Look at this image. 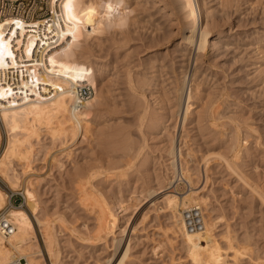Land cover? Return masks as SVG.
<instances>
[{
    "label": "rangeland",
    "instance_id": "374dc122",
    "mask_svg": "<svg viewBox=\"0 0 264 264\" xmlns=\"http://www.w3.org/2000/svg\"><path fill=\"white\" fill-rule=\"evenodd\" d=\"M49 1L25 0V8L36 7L40 13L50 6ZM71 1L73 2L68 0L65 3L63 0L64 4L68 3L67 6L63 4L65 10L72 7L69 13L65 11L64 15H73L74 18L83 12L84 19L80 20L79 24L83 26L82 29L85 28L86 33L83 32L80 41H75L77 44L74 41V45L64 42L55 46V49L52 48L55 53L51 54L53 53L56 60L55 68L68 65L69 73L63 74V77L83 73L82 80L79 81L81 86L77 90L83 93L86 105L93 110L90 133L85 137L79 135L71 142V138H67L64 141L70 145L62 146L64 141L57 140L58 138L53 140L42 128L38 139L33 137L31 140L33 146L29 172L26 171L28 166H24L23 162L13 157L15 160H10L9 166L12 165L13 169L10 171L9 167L8 174L15 172L19 176L21 186L13 188L0 174V186L7 194L6 203L0 212H8L9 208L15 206L28 209L23 193L24 186L27 185V179L33 182L37 180L33 189L39 208L42 207L39 209V215L41 218L50 217L58 234L54 248L59 259H56L55 264H194L187 254L184 242L179 236H172L171 231H168L173 221L169 210L162 208L166 194L157 193L166 182L165 176L172 174V177H175L170 171L171 156L168 153L175 143L182 149V160L188 161L185 164L191 169L194 184L199 190L202 188L201 194L209 197L208 208L214 210L212 215L215 213L213 216L218 218L214 234L223 253L228 255L226 259L229 261L227 260L226 264H253L256 261L264 264V0H198L202 10L204 9V23L209 24L207 26L210 30L211 46H208L205 53L198 52L199 56L192 50V56L186 64H182L181 59L184 49L181 37L187 25L182 12L176 8L177 0ZM40 4H43L42 9L39 8ZM33 18L39 16L34 15ZM87 28L90 29L86 30ZM65 50L71 52L67 53ZM64 53L67 54L65 58L60 56ZM196 55L197 58L194 59ZM70 61L74 63L70 64ZM22 63L25 65L26 62ZM51 67L55 69L53 64ZM25 69L27 75L22 81L19 79L20 82H35L37 72L28 68V65ZM86 73H90L91 77H86ZM129 73L135 84L129 80ZM184 74L187 76L185 89L195 92H192L191 102L189 101L192 108L188 110V121L186 119L183 123L182 107L179 108L175 86ZM134 85H139L140 88ZM195 87H199V92ZM87 88L93 93L91 97L86 96ZM3 90L15 92L9 88ZM12 94L11 96L15 95ZM98 100L103 102L99 104ZM143 112L145 117L142 118ZM6 128L0 120V156L9 137ZM142 143L145 146H142ZM58 145L66 149L63 150ZM238 150L241 157L238 156L240 159L237 160L234 156ZM138 152L140 156L137 155ZM219 154H224L226 159L232 161L233 170L225 164L223 155ZM52 156L54 160H51ZM120 157H123V160ZM126 157L127 161L131 160L130 165L126 163ZM205 157H211V160L208 158V171H204ZM219 157H223L222 160ZM235 160L239 162L236 165ZM127 164L128 169L125 167ZM129 167L132 168L129 170ZM97 168L99 172H96L93 177L95 179L92 178L91 183H88L89 187L87 183L81 187L84 186L85 190L92 187L93 190L95 186L96 193L93 190L92 197L102 196V199L105 198L104 200L119 210L120 215L114 233L104 237L107 242L102 239L99 243L97 241H101L100 239L93 238L97 228L96 208L90 204L86 208L83 207L87 200H84V189L78 183L80 176H85L86 172L94 169L98 171ZM124 169H127V172ZM234 169L243 176L245 182ZM177 181L178 191L189 190L188 183ZM174 188L175 185H171V188L167 189ZM149 189L157 191L148 196L146 201L144 198L140 199L143 196L138 197L140 191L148 192ZM90 191L91 188L87 192ZM81 199L83 205L80 203ZM91 207L94 210H91ZM159 209L161 211H158ZM203 210L207 212L205 207ZM35 227L42 251L40 264H52L41 236V227L37 224ZM119 231L122 234H119ZM164 231L167 233L164 234ZM228 231L232 233L233 242L242 246L240 250L243 255L241 253L238 256L240 259L237 263L232 260L233 250L228 248L224 239ZM117 238L122 240L120 247L116 245H119L115 240ZM127 246L128 252L121 262L119 260ZM108 259L111 261L106 262Z\"/></svg>",
    "mask_w": 264,
    "mask_h": 264
},
{
    "label": "bare ground",
    "instance_id": "6f19581e",
    "mask_svg": "<svg viewBox=\"0 0 264 264\" xmlns=\"http://www.w3.org/2000/svg\"><path fill=\"white\" fill-rule=\"evenodd\" d=\"M67 1L65 0V3ZM49 2H50V7L51 8H53L54 6H55V8H57L59 6V9H60V11L57 13L58 16L56 17L55 14H53L51 19L49 20V22L45 21V19H42V18H33V19H31V18H24V17L18 16V15H7V16H5V17L0 19V67L9 66L8 65L9 62L4 59V55H11V56L13 55L12 47L10 48V45L12 44V41L9 40L11 33L7 32L6 34L3 35V32L5 30V26L7 24H9L10 25L9 27H10V29H12V32L16 31V33H17L16 34V36H17V40L16 41L19 43L21 52H22V54L24 56L25 60L23 62H26L25 66L28 65V68L30 67V68L34 69L35 72H37L36 74H38L37 79L36 80L33 79L35 82H32L33 81L32 80L31 81L32 83H30V82L29 83H24V82H20V80L18 79L17 83H15L14 86L11 85L9 80L0 78V120H1V122H3L7 126L6 129H8V131H9V137H8L7 144H6L5 148L3 149L2 154L0 156V174L2 176H4L5 179L8 180L9 184L11 186H13V188H14V186L20 185V179H19V176L15 172H13L14 174H12V172H10L11 173L10 175L8 174L9 167H10V171H11V169H13L12 165L9 166L10 165V160L13 159V158H16L17 160L23 162L24 166H28V168L26 167L28 170H26V169H24V170L29 172V168L31 167L30 166V164H31L30 160L32 158V157H30L31 156L30 153L32 152L31 149H32V146H33L31 140H33V137H35V139L37 137V139H38L42 128L52 137L53 140L58 138L57 140L64 141L67 138L68 139L71 138V140H69L70 142L72 140L76 139L79 135H84V137H85V136H87L88 133H90L89 130H90V123H91V117H92V114H93L92 113L93 110H92V108L90 109L86 105V102H85V100H84V98L82 96L83 93L79 92L77 90L81 86L79 81L82 80L81 78H82V74L83 73L82 72H78L77 73L78 76H75V75L72 76L73 74L72 75L69 74L68 77H63V74L66 73V75H67L69 73L68 72V68L69 67H68V65H66V66L63 65V66H60L58 68L57 67L55 68L56 60H55V58H53V55H52L53 53H55V51L53 52V50H52V48L55 49V46H59V45H61L64 42H68V43L71 42V44H73L72 43L73 41L75 43V41H80L81 40V37H83L82 36L83 32L85 31L84 30L85 28L82 29L81 27H83V26H81L79 24V21L84 19L83 18V12H80L74 18L72 17L73 15L69 14L71 16V17H69V16L64 15V14L66 13L65 11H67V14H68L69 13L68 12L69 9H72V7H70V8L68 7V9L66 7L67 10H65L64 9V7H65L64 5H66V4L63 3V0H50ZM73 2H74V0H73ZM80 2H82V1H80ZM199 3H200V1H198V0H177V7L176 8H178V11L180 13L182 12L181 14L183 16V20H185V23L187 25V27L183 30L182 37H181V39H182L181 41L183 42V45H184L183 53H182V56H181V59L183 60L182 64H186L188 62V60L192 56L191 55L192 54V50H194L197 53V55L199 56L200 53H202V52L205 53L207 48H208V46L210 45L209 44V41H210V30L208 28L209 26H207L209 24H207V23L205 24L204 23V18H203V16H204L203 10L204 9L202 10V8H201ZM67 5H68V3H67ZM69 6H70V3H69ZM80 11H81V9H80ZM77 12H79V11H77ZM206 12L207 11H205V13ZM93 13H95V11ZM207 13H210V12H207ZM205 15H207V14H205ZM84 16H85V13H84ZM100 21H99V23H100ZM97 22H98V19H97ZM96 25H98V23ZM105 28H107V27H105ZM88 29H90V28H87L86 30H88ZM85 33L86 32H84V34ZM152 37H153V41H155L154 40V36H152ZM156 39L158 40V38H156ZM151 42H152V40H151ZM81 43H82V41H81ZM75 44H77V43H75ZM113 44H116V43H113ZM89 45H90V43H89ZM79 46H82V45H79ZM90 47H91V45H90ZM57 50H56V52H58ZM71 50H73V49H71ZM81 50H83V49H81ZM51 52H53V53L51 54ZM198 52H200V53L198 54ZM73 53H74V51H73ZM74 54H76V53H74ZM61 55H63L64 58L67 57L66 53L60 54V56ZM197 55L194 57V59L197 58ZM74 56H76V55H74ZM70 58H71V56H70ZM78 58H80L79 55H78ZM69 60H71V59H69ZM72 62L70 61V64ZM14 64H16V62H14V60L12 59V65H14ZM20 64L23 65L22 62ZM52 64H53V68H55L54 70L51 67ZM12 65H10V66H12ZM195 66H196V64H195ZM195 69H196V67H195ZM77 71H79V69L76 70V72ZM73 72H75V71H72V73ZM90 73H92V72H90ZM90 73L89 74L86 73L87 76L86 75L85 76L86 77H88V76L91 77ZM128 77H131L130 73H129ZM186 77L187 76L184 74L182 79L180 81L178 80L179 83H177L176 86H175V91H176V95H177V98H178V105H179V108L182 107V111H181V119L182 120L181 121L183 123L187 119V116L189 115L188 114L189 113L188 110L192 106V104L190 103L191 102L190 98H191V95H193L192 92L194 91V90H192V92H190L191 90L190 89L188 90L186 88L187 89V94H186V89H185ZM131 79H132V77L129 78V80L132 82V84H135V83H133L134 82L133 79L132 80ZM193 79H196V78H193ZM22 80H23V78H21V81ZM24 80L26 81V78H24ZM85 81H88V80H85ZM176 82H177V80H176ZM187 82H189V81H187ZM174 83H171V84H174ZM193 83H195V82H193ZM16 86L19 87V89H14ZM134 86L136 88H138L139 85H134ZM196 86H197V83H196ZM199 87H195V88L199 89ZM4 88L14 89L15 95L11 96V94L13 92L11 93L10 90H8L11 93V94H9V92H7L6 90H3ZM130 88H133V87H130ZM198 89H197V91H198ZM135 90L137 91V89H135ZM168 90H169V88H168ZM139 92H140V90H139ZM145 92H146V90H145ZM171 94H172V92H171ZM184 94H185V97H184ZM96 96L99 97L97 94H96ZM143 97H145V96H143ZM183 97H184V99H183ZM97 99H99V98H97ZM94 100H96V99H94ZM86 101H88V100H86ZM100 102L102 103L103 101H99V104H100ZM97 104H95V105H97ZM119 104L120 103H118V105ZM169 105H170V103H169ZM135 106H136V103H135L134 107ZM175 107H177V106H175ZM143 110H144V108H143ZM146 111H148V109ZM177 112H178V109H177ZM212 112H214V111H212ZM143 114H144V112H143ZM146 114H147V112H146ZM141 116L143 118V117H145V114L141 115ZM141 119H139V120L141 121ZM142 121H144V119H142ZM187 121H188V119H187ZM142 124H143V122H142ZM142 124H141V128H140L141 131H142V126L145 123L143 125ZM0 139H1V131H0ZM232 140H234V139H232ZM67 142H68V140H67ZM63 143H65V141ZM59 144H62V143H59ZM67 144L68 143L62 144V146L63 145H66V146L70 145V144H68V145ZM60 146H59V148H60ZM62 146H61V148H62ZM142 146H145V144L142 143ZM146 146H147V143H146ZM70 147H72V146H70ZM70 147L68 148L69 151H70ZM64 149H66V148L64 147ZM142 149L144 150V147ZM141 150H140V152H141ZM181 150L182 149H180L179 146L177 144H175V143H173V146L168 150V153L171 156V159H170L169 163H170V166L172 167L171 168L172 170H170V171H171V173L172 172L174 173L173 175L175 177H172V174H169V173H168L169 177L168 176L166 177L164 175L165 178H166V182L161 185V187L158 189V191L154 190V189H152V190L149 189V191L147 190L148 192L140 191L141 194H139L138 197L139 196L140 197L143 196V197H141V198L139 197V198L140 199L144 198V200L146 201L148 199V196H150V195L152 196L154 191L155 192L157 191V193L158 192H165L166 195H164V197H163L162 208L165 207L167 209V211L169 210L170 215H171L170 217H172V221H173L172 225L169 227L170 230L168 229V231H171L172 236H175V237L179 236L180 239L184 242V244H185V246L187 248V254L190 257V259L192 260V262L194 264H226V262L228 260L226 258H227L228 255H227L226 252H225L226 254L223 253L222 247H221L218 239L215 237V234H214L216 225L218 224L217 223L218 218H217V216H213L215 213L212 215V213H213L212 211H214V210L211 211L208 208V203L210 202L209 201V197L207 195H203V193L201 194L200 190H202V188L199 190V188H197V185L194 184V182H195L193 180L194 176L192 175L191 169L185 164V162L187 160H185V162L182 160L184 155L182 154ZM66 152H67V150H66ZM140 152H138L137 155ZM238 152H239V150L235 153V156H234V157H237V160L240 159V158H238V156L241 157V155H239L240 153H238ZM240 152H241V150H240ZM48 153H49V151H48ZM70 153H71V151H70ZM62 154H63V152H62ZM140 155L141 154H139V156ZM219 155H221V156L223 155V157H224V154H219ZM67 156H69V154ZM46 157H47V155H46ZM213 157H215V156H213ZM223 157H219V158H221L220 160H222ZM225 157L223 158L225 164L228 167H230V168L232 167V170H233V164H231L232 161H229L228 160L229 158L226 159ZM208 158H206V157L204 158V163H205V167H204L205 170L204 171H208L207 164H208V161H209V159L211 157L209 159ZM13 160H15V159H13ZM51 160H54L53 156H52ZM55 161H58V160L55 159ZM126 161H127V157H126ZM130 161H127L126 163L129 164ZM54 162H52V163H54ZM58 163H59V161H58ZM187 163H188V161H187ZM238 163L235 160L234 165H236ZM128 164H127V166L125 165V167H127V169H128ZM133 164L134 163H132V166H133ZM24 166H21V167L23 168ZM115 166H116V164H115ZM196 167H197V165H196ZM235 167H237V166H234V168ZM61 168H63V167H61ZM131 168L132 167H129V170ZM107 169H109V168H107ZM34 170H37V169L34 168ZM97 170H98V168H97ZM115 170H117V169H115ZM235 170L236 169H234V171ZM35 172H33V175H34ZM96 172L98 173L99 170L96 171L94 169L92 171L86 172L85 176H82V177L80 176L81 179L78 182V183H80V187H81V185H85V183H87V184L91 183V179L93 177H95L94 175L96 174ZM122 172H123V170H122ZM122 172H120V173L122 174ZM113 174H115V173H113ZM124 174H126V173L124 172ZM124 174L122 176H124ZM237 175L239 176V178L242 177V179H244L243 176H240V173L239 174L237 173ZM34 177H35V175L33 176V178ZM38 177H39V175H38ZM198 177L200 178V176H198ZM40 178L42 179V176ZM40 178L38 180H40ZM36 179H37V177H36ZM93 179H95V178H93ZM206 179H207V177H206ZM177 180H183V181L186 182V184L188 183V185L190 186L189 190L186 191V192L178 191L176 189L177 183H178ZM36 181L33 182L31 179H27V185L24 186V192L23 193H24V197L26 198V205H27L29 211H28L27 208H24L22 206H15V207L9 208V210L7 212V214L10 215L11 220L15 224V230L10 235H8L6 237H4V236H2L0 234V264H6L7 262H9V261H11V260H13L15 258H20V261L23 264H40V255H41L42 251H41V247H40V244H39L38 236L36 234V227H35L36 224L41 227L40 228L41 229V236H42L44 245L46 247V251H47V254L49 256V259H51V263L55 264L56 259L57 258L59 259V257H57V254H56V251H55V248H54L55 244H56V239H57L56 236H58V234L55 232V229H54L55 225L53 227L54 223H52V221L50 220V217H49V219L47 218L48 216H46L45 218H41L42 216L40 217V215H39V209L42 208V207L39 208V203H38V200H37V197H36V193H35V191L33 189V184ZM244 182H245V179H244ZM39 183H41V182H39ZM91 185H93V184H90V186ZM171 185H173V186L175 185V188L174 189H167L168 187L171 188ZM88 187H89V184H88ZM81 188H80L79 191H81ZM90 188H91V191L89 193L87 191ZM90 188H88V190H85V187L83 186V188H82V189H84L83 196H85L83 198H85L84 200H87V202H84V205H83V201H82L83 198L81 197L82 199L80 200V203H81V205H83V207L85 206V208H86V206L88 207V204H90L92 207L95 206V208H96L95 211H96V218H97V228L95 230V233H93L94 235L93 234L92 235H93V238H95L97 240H99V239L101 240V241H97V243H99V242L103 241L102 239H105V241H106V238H104V237L107 234L109 235V233L110 234L114 233L115 229L118 226V220H119V216L120 215L118 214L119 210H117L116 207L113 204L111 205V204H109L107 202V200H104L105 199L104 197H103L104 199H102V196L101 197L98 196V198H96L97 196L95 194L96 193L95 186H94L93 190L95 191L94 194H95L96 197H92L93 190H92V187H90ZM256 188H258V187H256ZM35 190H36V188H35ZM81 194H82V191H81ZM100 194L102 195V193H100ZM6 195H7L6 191L3 189V187L0 186V209L6 203ZM139 198H138V200H139ZM210 199H211V197H210ZM158 202H160V201H158ZM192 204L199 205L202 208V210H203V207H205V209L207 210V212L205 210H203V212H204V227L200 231H190V230H188L184 226V223H183V220H182V217H181V209L183 207H186V206H189V205H192ZM210 204H212V203H210ZM92 207H91V210H94ZM156 209H157V207H156ZM87 211H89V210H87ZM158 211H161V210L159 209ZM205 212L207 214H205ZM220 218H222V217H220ZM220 218H219V220H220ZM55 222H57V220ZM122 231H123V228H122ZM77 232L78 231L76 230V233ZM120 233L121 232L119 231V234ZM165 233H167V232L164 231V234ZM231 234L232 233H230V231H228L227 234L224 235L225 238L224 237H222V238L226 239V241L228 243L227 244L228 248L233 250V256H232L233 259L232 260L237 263V261L239 262L238 259H240V258H238V256L242 253V251L240 250V247H242V246L238 245L239 244L238 242H237L238 244H235L233 242ZM108 235H107V237H109ZM114 235H117V234H114ZM166 238H170V237L166 236ZM95 239H93V240H95ZM172 239H169V240H172ZM115 240L117 241V243H119V245L115 243L117 245V247L118 246L120 247L121 243H122L121 238H119V239L117 238ZM169 240L167 239V241H169ZM89 241H92V240H89ZM58 242H59V240H58ZM170 242H172V241H170ZM170 242H169V244H171ZM157 243H159V241ZM58 245H57V247H58L57 249H59ZM159 246H161L160 243H159ZM128 248H129L128 246L125 248V251L123 252V255H122V257L120 258L119 261H121V260L123 261V257L126 256V254L128 252ZM230 249H228V250H230ZM241 255H243V253ZM42 257H43V255H42ZM110 261H111V259H108L106 262H110ZM121 262H119V263H121ZM253 264H262V263L260 261H256Z\"/></svg>",
    "mask_w": 264,
    "mask_h": 264
},
{
    "label": "built area",
    "instance_id": "2783aa9c",
    "mask_svg": "<svg viewBox=\"0 0 264 264\" xmlns=\"http://www.w3.org/2000/svg\"><path fill=\"white\" fill-rule=\"evenodd\" d=\"M28 3V2H27ZM43 4L39 5V8L42 9ZM60 11L59 6L55 8H51L50 6L41 11L37 12L36 7L25 8V0H0V19L7 15H18L24 18H33L34 15H38L39 18L45 19L48 21L51 19L52 15L55 14L57 17V13ZM7 24L5 26V30L3 35L7 32L11 33L10 41L12 44L13 55H4V59L8 61L9 66L0 67V78L9 80L12 86L17 83L18 79L26 77L27 71L25 69V65H21L23 62L24 56L21 52L20 45L16 41V31L12 32V29ZM13 27V26H12ZM10 29V30H9ZM53 31V30H52ZM36 42V41H35ZM12 59L16 64L12 65ZM25 60V59H24ZM12 65V66H10ZM14 89H19V87H15ZM85 92V91H84ZM93 93L91 90L87 88L86 96H90ZM181 217L184 223V226L190 231H200L204 227V212L202 208L197 204H192L181 209ZM15 230V224L11 220L10 215L7 214L6 211L0 212V234L4 237L10 235ZM6 264H23L20 261V258H15Z\"/></svg>",
    "mask_w": 264,
    "mask_h": 264
}]
</instances>
